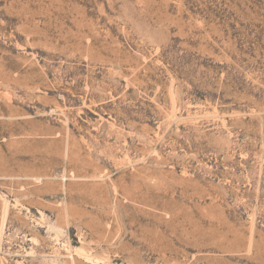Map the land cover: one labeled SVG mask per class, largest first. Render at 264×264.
Returning a JSON list of instances; mask_svg holds the SVG:
<instances>
[{"label":"rangeland","instance_id":"rangeland-1","mask_svg":"<svg viewBox=\"0 0 264 264\" xmlns=\"http://www.w3.org/2000/svg\"><path fill=\"white\" fill-rule=\"evenodd\" d=\"M0 264H264V0H0Z\"/></svg>","mask_w":264,"mask_h":264}]
</instances>
